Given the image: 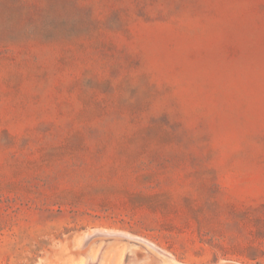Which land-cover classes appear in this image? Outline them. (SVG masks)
Wrapping results in <instances>:
<instances>
[{
	"label": "rangeland",
	"instance_id": "rangeland-1",
	"mask_svg": "<svg viewBox=\"0 0 264 264\" xmlns=\"http://www.w3.org/2000/svg\"><path fill=\"white\" fill-rule=\"evenodd\" d=\"M0 264H264V0H0Z\"/></svg>",
	"mask_w": 264,
	"mask_h": 264
},
{
	"label": "bare ground",
	"instance_id": "bare-ground-1",
	"mask_svg": "<svg viewBox=\"0 0 264 264\" xmlns=\"http://www.w3.org/2000/svg\"><path fill=\"white\" fill-rule=\"evenodd\" d=\"M102 232V231H101ZM102 234V233H101ZM131 236V235H130ZM132 237V236H131ZM147 241V240H146ZM152 244V243H151ZM161 250V249H160Z\"/></svg>",
	"mask_w": 264,
	"mask_h": 264
}]
</instances>
